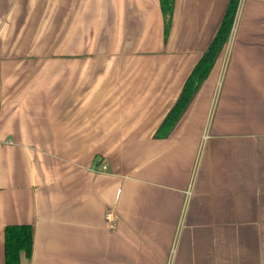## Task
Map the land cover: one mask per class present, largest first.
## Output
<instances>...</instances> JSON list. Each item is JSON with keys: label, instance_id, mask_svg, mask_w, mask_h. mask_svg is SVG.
Masks as SVG:
<instances>
[{"label": "crops", "instance_id": "0c3cea01", "mask_svg": "<svg viewBox=\"0 0 264 264\" xmlns=\"http://www.w3.org/2000/svg\"><path fill=\"white\" fill-rule=\"evenodd\" d=\"M229 0H0V264H264V0L155 134Z\"/></svg>", "mask_w": 264, "mask_h": 264}, {"label": "trees", "instance_id": "16d2710c", "mask_svg": "<svg viewBox=\"0 0 264 264\" xmlns=\"http://www.w3.org/2000/svg\"><path fill=\"white\" fill-rule=\"evenodd\" d=\"M239 4L240 0H229L226 13L215 37L187 77L179 97L156 132V138H165L173 131L209 77L229 40ZM160 6L165 24L164 37L167 40L173 22L175 0H160ZM33 239L34 231L31 225L6 226L4 233L5 264H21L23 255L31 258Z\"/></svg>", "mask_w": 264, "mask_h": 264}]
</instances>
